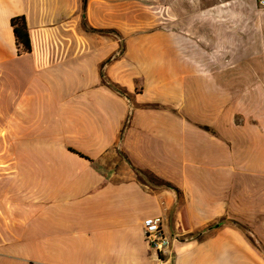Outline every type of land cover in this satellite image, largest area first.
I'll use <instances>...</instances> for the list:
<instances>
[{"label":"crops","instance_id":"1","mask_svg":"<svg viewBox=\"0 0 264 264\" xmlns=\"http://www.w3.org/2000/svg\"><path fill=\"white\" fill-rule=\"evenodd\" d=\"M0 264H264V8L0 0Z\"/></svg>","mask_w":264,"mask_h":264},{"label":"built area","instance_id":"2","mask_svg":"<svg viewBox=\"0 0 264 264\" xmlns=\"http://www.w3.org/2000/svg\"><path fill=\"white\" fill-rule=\"evenodd\" d=\"M264 6V0H258ZM159 215L147 216L142 220L144 238L148 246L157 252H162L170 244V236L162 233Z\"/></svg>","mask_w":264,"mask_h":264},{"label":"trees","instance_id":"3","mask_svg":"<svg viewBox=\"0 0 264 264\" xmlns=\"http://www.w3.org/2000/svg\"><path fill=\"white\" fill-rule=\"evenodd\" d=\"M10 25L12 26V31L14 34V38L17 44H20L22 47V50L27 51L29 50L30 44H29V37L27 32V27L24 21V17L22 15H16L10 18ZM170 186V185H169ZM232 223L240 227L242 230L248 232L247 228H245L242 224L235 220H230ZM221 221H219L220 223ZM209 227H207L208 229ZM205 229L202 231H199L195 234H188L186 235L188 238H194L198 235H200ZM249 233V232H248Z\"/></svg>","mask_w":264,"mask_h":264},{"label":"water","instance_id":"4","mask_svg":"<svg viewBox=\"0 0 264 264\" xmlns=\"http://www.w3.org/2000/svg\"><path fill=\"white\" fill-rule=\"evenodd\" d=\"M217 225V223H215V224H213V225H211V226H209V228L210 227H213V226H216ZM200 233V232H199ZM176 239H178V240H186V239H190V238H188L187 236H174Z\"/></svg>","mask_w":264,"mask_h":264},{"label":"rangeland","instance_id":"5","mask_svg":"<svg viewBox=\"0 0 264 264\" xmlns=\"http://www.w3.org/2000/svg\"><path fill=\"white\" fill-rule=\"evenodd\" d=\"M256 1H257V4H258L259 6H261V5L259 4V1H258V0H256ZM261 7L264 8V6H261ZM247 228L249 229L250 232H253L252 229H251L250 227H247Z\"/></svg>","mask_w":264,"mask_h":264}]
</instances>
